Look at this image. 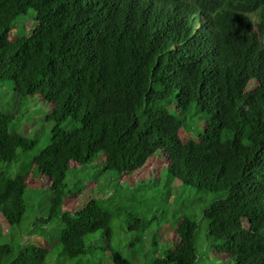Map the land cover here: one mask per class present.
Here are the masks:
<instances>
[{
  "label": "trees",
  "instance_id": "trees-1",
  "mask_svg": "<svg viewBox=\"0 0 264 264\" xmlns=\"http://www.w3.org/2000/svg\"><path fill=\"white\" fill-rule=\"evenodd\" d=\"M29 10L32 33L12 39ZM5 82L17 110L0 112V217L12 227L32 213L35 168L52 202L33 216L32 231L46 236L40 225L57 221L55 245L69 261L132 264L120 236L159 232L175 219L177 245L149 264L202 262L205 236L236 264H264V0H0ZM36 96L51 102L54 121L37 153V138L9 128ZM195 118L202 130L183 140ZM151 158L164 161L153 176L121 182ZM93 164L112 174L100 189L114 194L64 209L69 174ZM174 181L189 192L165 195L162 184ZM49 255L0 242V264H47Z\"/></svg>",
  "mask_w": 264,
  "mask_h": 264
},
{
  "label": "rangeland",
  "instance_id": "rangeland-1",
  "mask_svg": "<svg viewBox=\"0 0 264 264\" xmlns=\"http://www.w3.org/2000/svg\"><path fill=\"white\" fill-rule=\"evenodd\" d=\"M34 15V11L29 10L27 15L17 21L11 32L12 39L17 36L30 35L32 33L34 27L36 26ZM13 90L11 82L0 83L1 113L10 114L17 110V103L13 98ZM50 107V101L41 99L40 96H36L34 99H30L29 102L22 107L14 124L9 127L11 131H17L23 135L37 138L40 143L36 153L39 149L46 145L50 136L51 128L54 126V121L48 120L46 117L50 112ZM170 108L174 109L173 106H170ZM204 124L205 122L199 118L193 119L192 122L186 124L181 130V137L183 140L189 139L195 133L201 131ZM24 161L25 157L21 156L19 162L13 164V167L20 169ZM163 164V160L159 158H151L147 163L145 170H139L133 176L125 174L122 176L121 182L129 181L134 183L136 180H144L149 176L148 173L153 176L158 167ZM88 170H94L95 174H90ZM100 172V165L93 164L85 166L72 176L70 173L68 177L70 189L67 196L63 198V208L76 210L83 207L87 201L95 196H108L114 194V186L106 188L103 191L100 189V186L108 183L112 184L113 182L112 174L102 173V175H100ZM28 184L29 196L26 200L29 205V210L32 211V213L30 212L29 215H26L23 218L21 227H12L6 219L0 217V242H8L14 245L19 242H23L25 244H35L37 246L47 248L50 250L47 264H91V262L88 261V258L91 260L93 259L91 256L88 258H82L79 262L77 260L69 261L64 257V254L61 256L62 251L59 244L55 245L59 234V223L57 221H52L47 225H40L47 233L46 236L42 235V233L36 234L32 231L33 216H41L47 212L46 209L49 208L52 202V196L48 179L43 177L35 168L32 169V172L28 176ZM161 187L165 195L171 191L173 193L181 191L189 192L187 187H183L176 181L172 182L171 185H166L164 183ZM126 188H128V186L125 185L124 190H127ZM120 193H123V191L117 192V195ZM175 200L176 199H174V202L170 204V209L178 216V209L174 204ZM153 204L159 206L157 208L158 216L163 217V210L165 209L166 204L163 203L162 199H159V202L153 201ZM176 222L177 220L175 221L174 219V223L169 222L164 224L159 232L149 235L136 234V236H138L136 239L135 234L131 238L129 234H122L120 236L122 237V253L132 261V264L151 263L157 256L161 255L169 245L172 248L177 245L173 234ZM156 229H159V227ZM201 231L205 235V230ZM199 248L202 262H198L196 264H236L234 261L228 259L227 255L218 252L214 247H212L210 239H207L206 236L202 239ZM105 263L109 264L110 261L106 259Z\"/></svg>",
  "mask_w": 264,
  "mask_h": 264
}]
</instances>
